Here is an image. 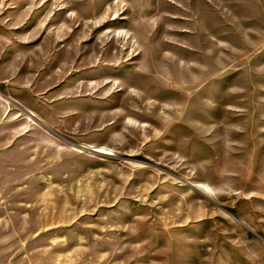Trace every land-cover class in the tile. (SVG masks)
Returning <instances> with one entry per match:
<instances>
[{"label":"rangeland","instance_id":"374dc122","mask_svg":"<svg viewBox=\"0 0 264 264\" xmlns=\"http://www.w3.org/2000/svg\"><path fill=\"white\" fill-rule=\"evenodd\" d=\"M0 264H264V0H0Z\"/></svg>","mask_w":264,"mask_h":264},{"label":"water","instance_id":"95a60500","mask_svg":"<svg viewBox=\"0 0 264 264\" xmlns=\"http://www.w3.org/2000/svg\"><path fill=\"white\" fill-rule=\"evenodd\" d=\"M81 148L86 149V147H84V146H81ZM92 151L96 152V150H92Z\"/></svg>","mask_w":264,"mask_h":264}]
</instances>
